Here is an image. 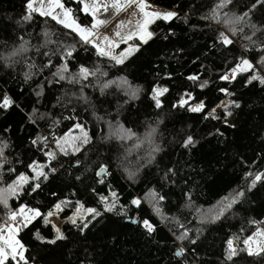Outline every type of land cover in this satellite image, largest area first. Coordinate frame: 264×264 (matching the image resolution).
Listing matches in <instances>:
<instances>
[{"label":"snow or ice","instance_id":"snow-or-ice-1","mask_svg":"<svg viewBox=\"0 0 264 264\" xmlns=\"http://www.w3.org/2000/svg\"><path fill=\"white\" fill-rule=\"evenodd\" d=\"M235 3L236 0H215L208 13L200 17L211 30L210 42L201 45L203 51L187 53L185 48L177 46L164 57L179 59L189 54L195 56L192 63L196 64L214 56L220 64L226 65L215 76L219 82L215 91L220 96L215 100L198 98L194 89L203 93L209 89L213 79L193 72L184 76L191 86L181 85L183 90L178 89V97L171 104V109L202 116L203 120L216 121L224 129L233 130L238 128L239 110L243 105L236 92L224 85H232L243 77L245 88L253 84L264 88V22L255 21L256 11L264 10V0H249L247 4L241 0L242 6L238 8L233 7ZM181 7L179 4L161 7L156 0H25L24 13L17 23H30L39 17L54 22L58 27L53 30L45 26L36 36V44L20 36L19 43L0 53V63L4 68H14L24 60L26 70L22 73L23 82L36 85L32 90L36 99L30 111L17 102L15 94L0 91V121L6 120L7 114L16 110L24 115L27 125H46V130L42 128L29 137L25 146L27 151L39 154L41 158H30L27 162L22 159V154L10 157L14 144L6 134L15 132L12 125L9 123L0 129V208L3 209L0 216V264H37V257L29 255L30 248L23 241L21 234L25 230L30 231L33 240L40 245L63 247L76 242L84 248L80 264H99L97 253L89 252L86 245L88 232L106 219L115 222L111 220L112 217L135 226L139 235L149 240L156 236L162 226L166 228L174 246L168 264H207L199 255L202 240L216 225L228 218L233 206L240 204L247 193L256 189L258 184L264 186V170H249L244 173L246 187H238L232 195L221 197L210 208L205 210L198 207L191 192L185 191L183 201L173 212L167 207L168 194L164 189L167 187L171 191L179 179V169L175 163L164 167L159 188L149 187L143 196H132L127 204L122 202L120 193L110 182L113 176L111 164L103 159L101 147L110 144L113 139L120 142L125 153L130 152L125 147L129 142H133L132 147L136 149H142L145 144L148 146L145 155L137 157L134 170L127 167L121 157H117L124 180L135 183L142 170L153 166L159 174L157 158L165 151V137L159 131V126L165 117L149 123L143 133L125 127L120 120V108L132 107L145 94V89L143 85L133 84L127 71L115 76L112 73L120 72L122 68L127 70L129 65L154 55L153 46L160 41L174 43L173 38L177 37V33L173 24L176 21L189 23V14L185 12L181 16ZM122 14H126V18H121ZM158 22L167 25V29L160 28ZM110 25H114L111 33L105 32L104 29ZM29 52H35L36 58L29 57ZM41 56L43 62L37 59ZM200 67L203 69L205 65L200 63ZM37 76L43 79L36 82L34 77ZM155 77L146 95L152 102L151 106L162 111L163 98L170 93V87L159 82V72L155 73ZM173 78L171 71L163 77ZM56 88L60 89L59 94L51 98L50 107L46 106L41 111L46 89ZM113 88L118 94L117 99H122L123 104L117 105L113 119H107L112 113L106 111L99 115L96 103L86 90L99 91L101 97H107ZM221 96L224 98L221 99ZM81 108L85 113H91L92 120L97 122L95 126L101 128L99 134L90 130L89 120L82 119ZM65 121L70 123L65 124ZM105 125L107 132L103 131ZM19 127L23 130L25 124ZM208 135L223 137L225 133L217 127ZM177 137L179 147L189 152L199 143L194 134L185 132L183 128L172 137V142H177ZM260 138L264 142V134ZM93 151L98 160H92ZM256 155L262 157L264 151ZM255 164L253 160L249 168ZM64 171H68L70 177L73 173H79L74 179L81 184L91 177V184L86 185V190L95 197V206H88L87 201L79 198H61L51 189L47 193L53 198L50 206H32L27 202L10 205L12 200L21 201L26 196L40 195ZM96 185L105 186V190L100 191ZM77 195L73 190L71 196ZM145 204L149 206L151 214L141 216L138 210ZM134 210L137 215H132ZM184 210H188L192 219L184 214ZM38 223L43 229H50V232L45 235L42 228H35ZM248 223L254 225L255 230L244 235L241 228L240 234L229 236L223 242L219 264H237L242 259L252 264H264V219H251ZM64 225L68 228L65 229Z\"/></svg>","mask_w":264,"mask_h":264},{"label":"trees","instance_id":"trees-1","mask_svg":"<svg viewBox=\"0 0 264 264\" xmlns=\"http://www.w3.org/2000/svg\"><path fill=\"white\" fill-rule=\"evenodd\" d=\"M214 2L215 0H156V3L162 7H170L173 4L182 5L180 14L183 16L187 12L189 23L176 21L173 24L177 33V37L173 38L174 43L160 41L153 46L154 55L129 65L127 70L122 68L120 72L113 71L112 73L115 76L127 71L129 80L133 84L143 85L145 89V94H142L141 99L136 101L132 107L123 106L120 108V120L125 127H131L138 133H143L149 123L156 121L161 116L165 117L164 122L159 126V131L165 137V151L159 154L157 158L160 167L159 174L155 166L145 168L135 183H129L124 180L123 174L118 168L120 160L117 157H121L125 165L134 170L137 157L145 155L148 147L146 144L142 149H136L132 147L133 142H129L125 145L130 149L128 153L124 152L120 142L115 139L110 144L101 147V151L104 153L103 159L111 164L113 176L110 178V182L120 193L121 200L125 204L132 196H143L149 187L156 186L159 188L162 183L160 175L163 174L164 167L172 166L174 163L179 169V179L171 191L167 187L164 189L168 194L167 207L171 208L173 212L179 208L185 191H190L195 204L206 210L216 204L221 197L232 195L238 187H246L247 181L244 176L246 171L264 170V156L257 157L256 155L257 152L264 151V142L260 138L264 134V127H262L264 126V88L258 84L245 88L243 86L244 78L240 77L234 84L224 85L236 92L237 98L243 105L242 110H239L238 128L236 130L224 129L222 124L216 121L203 120L202 116L196 114L171 109V104L178 97V89L183 90L181 85L191 86V82L186 81L184 76L193 72L201 73L206 79H213L209 89L204 90L203 93L199 89H194L198 98L215 100L217 96H220L215 91L219 83L215 80V76L226 65L220 64V61L214 56H210L207 60L202 59L196 64L192 63L195 56L189 54L179 59L164 58L171 54L177 46L185 48L187 53L204 50L201 45L210 42L211 30L208 28L207 22L201 20L200 17L208 13ZM242 2L247 4L249 0H242ZM24 3L25 0H0V53L7 51L14 43H19L18 38L20 36L31 41L32 44H36V36L41 33L45 26L53 30L58 27L54 25V22L45 21L39 17H35L30 23L22 21L17 23L24 13ZM238 6H242L241 0H236L233 5L234 8H238ZM255 21L264 22V10L256 11ZM158 23H160V28L167 29V25L162 22ZM28 55L36 58L35 52H29ZM37 59L39 62L44 60L42 56ZM200 63H203L205 68L202 69ZM25 64L26 62L21 60L14 68H4L3 64L0 63V91H9L10 94H15L17 102L23 105L27 111H30L36 99L32 94L36 85L32 82L29 84L23 82L22 73L26 70ZM154 64L157 67L154 68ZM166 64L168 67H165ZM169 71L173 73L174 78L163 79ZM156 72L160 73L159 82L170 87V93L163 98L164 108L162 111L152 107V102L146 95L151 84L156 80ZM42 79V76L34 77L36 82ZM59 92V88L46 89V98H42L40 105L41 111H44L46 106H51V98ZM86 93L96 103L99 115H103L106 111L112 113V116L107 117V119H113L116 116L117 105L123 104L122 99H117L118 94L114 88L110 90L107 97H101L99 91L93 92L91 89H87ZM220 98L223 99L224 97L221 96ZM101 101L105 102L101 103ZM80 111L82 119L90 121V130L99 134L101 128L95 126L97 122L92 120L91 113H85L83 108ZM7 116L6 120L0 121V129L9 123L15 129L14 133L6 134L10 136L14 144V150L10 152V157L15 158L18 154H22V159L25 162L30 158L40 159L39 154L34 155L27 151L25 146L28 138L34 136L42 128L46 130V125L43 123L40 127L27 125L24 115L16 110L11 111ZM69 123L65 121V124ZM20 124H25L23 130L20 129ZM217 127L224 131L223 137L208 135V133L214 132ZM181 128L185 132L194 134L199 141L196 148L191 152L179 147L178 137L177 142H172V137ZM103 131H108L106 125L103 126ZM19 137H23V139H19ZM225 144H227V150H225ZM98 159L93 151L92 160ZM253 160L256 161V164L249 168ZM20 170L24 169L20 168ZM76 174L79 173H73L70 177L68 171H64L40 195L26 196L21 201L12 200L10 205L16 206L21 202H27L32 206L43 207L45 204L50 206L53 198L47 193L51 189L56 191L61 198L65 196L71 199L79 198L87 201L88 206H95V197L86 190V185L91 184V177L89 176L85 179L84 184H81L75 181L74 176ZM5 179H7L6 176ZM96 187L102 192L105 190V186L96 185ZM73 190L77 192V196H71ZM44 210L47 209L44 208ZM138 211L141 216L151 214L147 204ZM184 214H188V210H184ZM2 215L3 209L0 208V216ZM132 215H137V212L134 210ZM188 218L192 219V216L188 214ZM251 219H264V186L259 184L251 193L246 194L240 204L234 205L233 211L228 214V218L216 225L214 230L207 234V238L202 240L199 247V255L202 260L207 261V264H219L223 242L229 236L240 234L241 228L244 229V235H249L255 230V226L248 223ZM111 220L115 222L106 219L88 232L86 245L89 252L95 251L97 253L96 260L99 264H168V258L174 246L166 228L162 226L156 236L149 240L141 237L139 232L135 230V226L119 221L115 217H112ZM157 223L159 222L157 221ZM63 227L68 228L67 225ZM35 228H42V225L38 223ZM42 231L43 234L47 235L50 229L42 228ZM21 235L23 241L30 248L29 255L37 257V264H80V260L83 259L84 248L76 242L68 243L63 247L47 246L34 241L31 232L28 230H25ZM114 237L116 239H113ZM237 264H252V262L242 259Z\"/></svg>","mask_w":264,"mask_h":264},{"label":"crops","instance_id":"crops-1","mask_svg":"<svg viewBox=\"0 0 264 264\" xmlns=\"http://www.w3.org/2000/svg\"><path fill=\"white\" fill-rule=\"evenodd\" d=\"M162 7V6H161ZM121 18H126V14H122ZM114 25H110L104 29L105 32L111 33Z\"/></svg>","mask_w":264,"mask_h":264}]
</instances>
